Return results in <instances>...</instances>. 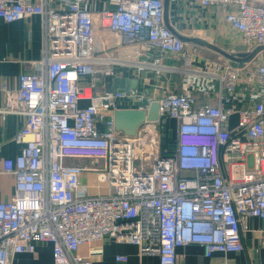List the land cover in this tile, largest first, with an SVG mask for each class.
<instances>
[{
  "label": "built area",
  "instance_id": "1",
  "mask_svg": "<svg viewBox=\"0 0 264 264\" xmlns=\"http://www.w3.org/2000/svg\"><path fill=\"white\" fill-rule=\"evenodd\" d=\"M90 1L0 0V20L39 16L45 30L35 71L21 74L17 90L0 86V119L26 117L15 137L20 153L3 160L15 194L0 202V264L35 253L42 242L53 245L52 264H92L101 251L84 257L80 249L105 239L133 244L159 264H177L178 249L190 245L208 258L243 252L245 219L264 220V56L244 66L225 59L194 65L190 45L166 25L164 0H117L99 24L124 46L140 48L138 72L184 76L180 92L158 100L161 119L177 121L174 150L163 146L159 121L123 140L115 130L120 102L146 97L137 88L111 87L120 60L98 51ZM194 2L226 8L223 22L247 53L264 46V0ZM165 57L183 64H166ZM84 173L107 194L83 191ZM116 260L125 264L128 256Z\"/></svg>",
  "mask_w": 264,
  "mask_h": 264
},
{
  "label": "crops",
  "instance_id": "2",
  "mask_svg": "<svg viewBox=\"0 0 264 264\" xmlns=\"http://www.w3.org/2000/svg\"><path fill=\"white\" fill-rule=\"evenodd\" d=\"M116 4L117 0L90 1V7L95 15L96 33L103 29L99 24L102 14L114 10ZM225 11L226 8L220 7L203 9L194 0H186L177 4L170 2L169 23L178 34L188 37L199 36L209 40L208 38L213 36H208V34L214 30L218 34L224 30L222 29L224 27L229 30L223 22ZM103 30L106 32L105 35L111 38V42L105 44V38L98 36L97 33L98 51L103 53L107 50V53L113 54L120 60V64L113 67L115 75L109 78L112 88H114L112 83L114 79L121 77L136 79L138 81L137 89L146 98L153 101H160L170 92H180L184 84L183 75L170 72L163 75H156L151 71L138 72L134 63L145 59V56L141 55L140 48L138 46L126 47L121 43L120 36ZM44 31L42 18L39 16L12 23L0 20V86L6 84L11 90H17L21 74L35 71L43 58ZM190 48L189 52L190 54L193 53L194 65L206 67L213 61L208 54H205L207 52L212 53L211 51L196 45H192ZM173 59L165 57L164 62L178 66L183 64L180 57ZM142 103L125 98L120 102V109H137ZM234 105L241 108L238 103H234ZM4 106L5 96L0 91V109ZM232 119V124H236L237 114ZM25 124L26 117L23 115L10 114L5 119H0V202L9 201L15 194V179L11 175L4 174L2 166L3 160L14 159L20 153L22 145L16 143L15 137ZM168 132L174 141L177 136V121L168 120ZM80 163L91 164L89 161ZM82 190L91 196L107 194L106 186L99 184L96 177L91 173L82 175ZM245 224L248 225V230L243 233V252L215 253L208 258L203 247L190 245L178 249L177 264H264V246L261 244L264 220L249 217L245 219ZM52 246L48 242L39 243L35 253L16 254L13 256L11 264H52ZM92 250L101 251L100 254L92 256V264H120L116 260L119 255L128 256V262L125 264H159L158 257L141 256L138 247L130 243L105 239L89 246L85 245L79 253L81 256L88 257ZM257 251H259V255L255 256Z\"/></svg>",
  "mask_w": 264,
  "mask_h": 264
},
{
  "label": "water",
  "instance_id": "3",
  "mask_svg": "<svg viewBox=\"0 0 264 264\" xmlns=\"http://www.w3.org/2000/svg\"><path fill=\"white\" fill-rule=\"evenodd\" d=\"M165 3V22L169 29L173 33L185 42L188 45H196L202 47L203 49L209 50L217 56L228 60L233 66H244L246 64L254 61L261 52L264 51V46L255 48L252 52L243 54V55H234L232 53H227L224 49L216 46L215 44L200 38V37H188L182 34H178L169 23V3L170 0H164ZM98 36L105 38V44L111 42V38L105 35L103 29H100ZM115 89L120 91L129 92L131 89L137 88L138 81L136 79H128L117 77L112 82ZM143 106L149 107L148 110L145 109H120L115 112V130L116 134L121 136L123 140H126L128 137H134L137 134L139 127L146 121L148 122H161L162 128V138L163 146H167V137H168V120L161 119L160 116V106L158 101H151L148 98H144Z\"/></svg>",
  "mask_w": 264,
  "mask_h": 264
},
{
  "label": "rangeland",
  "instance_id": "4",
  "mask_svg": "<svg viewBox=\"0 0 264 264\" xmlns=\"http://www.w3.org/2000/svg\"><path fill=\"white\" fill-rule=\"evenodd\" d=\"M222 29H224V30H222V32L220 34L216 33L215 30L213 31L215 33H213V32L209 33L208 36H210V35L213 36L211 38H208L209 40H207L206 38H203V37H200V38H203V39L215 44L216 46L227 51V53L229 52V53H232L234 55L247 54L246 46H244L242 39L239 36V34L235 31H229L225 27ZM210 39H213V40H210ZM191 46H189V48ZM200 52H199V54H200ZM202 53H205V52L202 51ZM205 54H208L209 58H211V60H213V61L223 59V58H221L215 54H212V53L207 52ZM262 56H264V51L261 52V54H259V56L254 60V62H256V61L258 62V59H260V57H262ZM168 146H170V148L172 150H174V144L173 143H170V145H168ZM258 255H259V251H257V254H255V256H258Z\"/></svg>",
  "mask_w": 264,
  "mask_h": 264
},
{
  "label": "trees",
  "instance_id": "5",
  "mask_svg": "<svg viewBox=\"0 0 264 264\" xmlns=\"http://www.w3.org/2000/svg\"><path fill=\"white\" fill-rule=\"evenodd\" d=\"M169 133V132H168ZM172 139H171V137H170V135L168 134V137H167V142H168V144H167V146L168 145H170V143H172Z\"/></svg>",
  "mask_w": 264,
  "mask_h": 264
}]
</instances>
